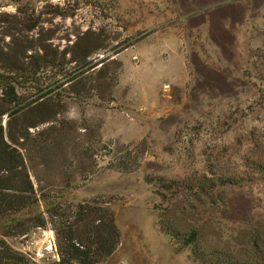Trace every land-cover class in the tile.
Wrapping results in <instances>:
<instances>
[{
    "label": "rangeland",
    "instance_id": "rangeland-1",
    "mask_svg": "<svg viewBox=\"0 0 264 264\" xmlns=\"http://www.w3.org/2000/svg\"><path fill=\"white\" fill-rule=\"evenodd\" d=\"M88 27L100 41L73 46ZM9 81L25 107L0 100L2 135L38 202L0 214V264H66L51 226L29 221L53 198L110 204L120 241L98 264H254L264 0H0V96ZM73 105L92 117L68 120Z\"/></svg>",
    "mask_w": 264,
    "mask_h": 264
},
{
    "label": "trees",
    "instance_id": "trees-1",
    "mask_svg": "<svg viewBox=\"0 0 264 264\" xmlns=\"http://www.w3.org/2000/svg\"><path fill=\"white\" fill-rule=\"evenodd\" d=\"M88 37H93L98 42L101 34L88 27L72 45L77 46L79 40ZM100 48L101 46L96 45L93 49ZM70 53H72L71 62L75 63L81 61L84 63L89 56V52L80 55L75 52ZM51 59L52 57L46 58L44 62L53 64L54 61ZM96 65V63L92 64L86 70L74 73L67 79V82L81 78ZM32 66L30 70H33ZM8 68L9 70L22 71L21 68H15L14 65ZM14 85V82H7L10 96L3 95L4 98L0 96V100L14 104L12 111L16 113L25 106L17 102L18 95ZM12 111L9 114H12ZM23 161L21 154L4 140L0 125V214L18 212L24 208L30 210L38 202L28 178L23 179L22 182L25 190L16 189L20 187L17 177L21 174V169L24 168ZM138 163L137 155H132L130 152L126 161L120 160L116 168L127 173L136 169ZM6 190H14V192L10 194ZM22 191L27 194H22ZM45 203V210L39 211L36 208L31 210L29 221L33 226L44 227L46 224L51 226L55 234L56 251L61 263L98 264L115 251L120 241V233L109 203L98 199L60 202L55 198ZM257 232L253 242L254 264H264V239L259 230ZM11 257L14 261L16 260L15 256Z\"/></svg>",
    "mask_w": 264,
    "mask_h": 264
},
{
    "label": "clouds",
    "instance_id": "clouds-1",
    "mask_svg": "<svg viewBox=\"0 0 264 264\" xmlns=\"http://www.w3.org/2000/svg\"><path fill=\"white\" fill-rule=\"evenodd\" d=\"M92 115L93 114L91 112H88V113L85 114V116L87 118H91ZM85 116H82V114H81L78 106H75V105L69 107L68 110H67V112H66V118L68 120H76V121H79V120L85 118ZM121 264H130V261H129V259L126 258V259H123L121 261Z\"/></svg>",
    "mask_w": 264,
    "mask_h": 264
},
{
    "label": "crops",
    "instance_id": "crops-1",
    "mask_svg": "<svg viewBox=\"0 0 264 264\" xmlns=\"http://www.w3.org/2000/svg\"><path fill=\"white\" fill-rule=\"evenodd\" d=\"M164 58L166 59V57L164 56ZM167 60V59H166Z\"/></svg>",
    "mask_w": 264,
    "mask_h": 264
},
{
    "label": "built area",
    "instance_id": "built-area-1",
    "mask_svg": "<svg viewBox=\"0 0 264 264\" xmlns=\"http://www.w3.org/2000/svg\"><path fill=\"white\" fill-rule=\"evenodd\" d=\"M55 246V245H54ZM52 247V246H51Z\"/></svg>",
    "mask_w": 264,
    "mask_h": 264
}]
</instances>
